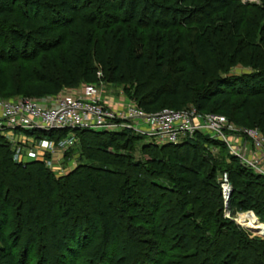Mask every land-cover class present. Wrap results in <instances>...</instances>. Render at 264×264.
<instances>
[{
  "label": "trees",
  "instance_id": "trees-1",
  "mask_svg": "<svg viewBox=\"0 0 264 264\" xmlns=\"http://www.w3.org/2000/svg\"><path fill=\"white\" fill-rule=\"evenodd\" d=\"M180 1H193L194 15L195 11H204L196 6L214 0ZM217 1L220 23L215 12L200 18L190 16V38L170 45L161 33L164 26L150 21L139 26L138 21L134 22L145 9L143 0H1L0 35L8 23L28 32H13L21 42L13 39L8 47L0 39V60L3 56L4 61H22L13 82L9 83L0 70V96L40 99L58 95L82 81L91 83L109 77L114 84L123 85L147 112L165 107L181 109L192 101L200 111H221L228 118L234 115L240 122L259 127L264 135V37L255 42L261 29L247 17L246 4L240 0ZM234 7L243 15H231ZM133 23L143 34L151 27L157 32L139 44ZM243 24L244 36H239ZM64 28L72 30L71 39L63 38ZM50 37L56 42L49 43ZM245 38H251L249 57L241 48ZM215 51L220 57L213 70L209 54ZM34 59L37 61L32 62ZM202 62L205 65L201 71ZM238 63L258 71H230L229 67ZM188 67L201 71L203 79L193 94L184 95L179 91L181 84L175 83V75ZM133 76L143 84L126 87ZM26 133L47 138L54 134L59 141L69 130ZM73 135L81 156L96 165L80 164L62 177L56 176L46 160L19 161L10 142L0 137V264H47L50 239L57 256L67 260L61 264H125L121 256L125 244L129 245L131 258L126 264H205L207 258L212 264H218L220 258L224 259L221 264H244L246 249L254 244L264 246V239L249 240L245 230L223 217L220 191L214 193L217 200L210 199L206 193L209 183L196 174L204 158L197 149L194 154L186 149L223 146L220 141L202 134L177 143L144 141V162L134 161L122 152L131 138H141L129 131L78 129ZM119 137L128 139L115 147ZM150 149L157 153L183 149L172 157V174L166 175L163 160L147 154ZM96 151L108 160L99 159ZM231 159L232 164L226 168L233 187L229 205L235 210L251 209L264 220V176L242 165L235 156ZM192 163L197 168L189 180ZM141 169L155 173L151 181L141 178ZM213 180L211 185L218 187L219 181L215 182V177ZM28 196L40 202L28 201L23 210L20 206ZM89 196L93 200H88ZM204 212L214 215L202 226L198 220L207 218ZM28 222L33 235L29 244L20 245ZM96 236L99 245L91 251L88 246ZM80 258L87 260L77 262Z\"/></svg>",
  "mask_w": 264,
  "mask_h": 264
},
{
  "label": "rangeland",
  "instance_id": "rangeland-1",
  "mask_svg": "<svg viewBox=\"0 0 264 264\" xmlns=\"http://www.w3.org/2000/svg\"><path fill=\"white\" fill-rule=\"evenodd\" d=\"M1 1V0H0ZM98 0H96L97 2ZM241 2H243L244 4L247 5V12L246 15L247 17L254 23H256L259 26V29H261V31H259L257 33V37L255 42L259 41L261 39V37H264V0H240ZM217 0L214 1H210L208 2V4L206 3H202L199 8L196 6L197 10H201L203 11V13L201 12H197L195 11V14L193 15V1H187V2H181L180 0H143V3L145 5V9L142 11V14H140V16H136L135 17V21H138L140 25L146 24L147 22H155L156 24H160L162 26L165 27L164 30L161 31V33H165L167 40L169 41L170 45H177L179 44V42L181 41H186L187 39L190 38V33L193 32V21L189 20L190 18H193V16H198V18H200L201 15L203 14H208L209 12H215L217 13V10L219 9V5L217 3ZM226 2V0L221 1ZM157 5V6H156ZM98 7H100V4L97 5ZM103 6V5H102ZM205 6H207L205 8ZM104 8V6L102 7ZM205 8V9H204ZM101 11H99L100 13ZM232 12L235 13V16H241L243 15V12L237 8L234 7L231 10V15L233 14ZM186 17H188L187 19H185ZM233 17V16H230ZM182 19L184 20V23H186L187 25H185L184 23H182ZM215 19L218 23H220L221 18L219 16V14L217 13L215 15ZM106 21V20H105ZM2 22V21H0ZM135 27L134 29H137V35L139 36V44H143L149 34L151 33H155L157 32V28H149L148 32L143 34L141 32V29L138 25H136L135 23H133ZM10 26V27H9ZM5 33H2L0 35V39L3 41L4 46H9L10 43L13 42V39L16 40H20L19 42H21V37H19V35L17 34H13V32L15 31H23L24 34L28 32V30H21L20 28H15L14 26H11L10 23H8V25L3 26ZM8 29H10V33L8 32ZM133 29V30H134ZM240 32L241 34L239 36H244V24L241 25L240 28ZM110 30V29H108ZM253 30V29H252ZM64 31V37L66 38L68 36V40L69 38H72V30L70 29H63ZM231 33V31H229ZM228 34V33H227ZM60 36H62L60 34ZM223 37V36H222ZM20 38V39H19ZM58 40V39H57ZM213 40H215V38H213ZM218 40H221V38H219ZM244 43L243 46L241 48H243V51H245L246 56L249 57L252 55V48H251V38H245L244 39ZM45 41V40H42ZM49 43L51 42H56V40L54 38H49L48 39ZM264 41V38L263 40ZM3 57V56H2ZM1 57L0 60V70H2L4 77L6 78V80L10 83L13 82L19 74V64L20 62H22L20 59L14 60V61H4ZM209 57H211L212 61V69L215 70L216 69V64L218 61V57H220V54L217 53V51H215V54H209ZM36 58H39L36 57ZM33 61H37V59L32 60ZM216 61V63H215ZM28 62H26L27 64ZM205 63L202 62L200 70L202 71L204 68ZM230 71L232 72H257L258 70H254L252 69V67L238 63L236 66H231L229 67ZM201 71H197L193 68H184L182 70V72H177V74L175 75L176 81L175 83L181 84L179 85V91L182 92V94L187 95V94H193V89L197 86V84L200 83V81L203 79V75L201 73ZM211 71V70H210ZM213 72V71H211ZM217 73H222V72H218ZM138 77H131V80H129V82H126V87H129V84L133 83L135 86L138 84H141L139 82H142L143 84V80H138ZM90 82H80L79 84H77L74 87L71 88H64L58 95H54V96H44L41 97L40 100H38L39 103L43 104V105H54L55 101L62 96H66V95H71V96H78L83 88L89 84ZM93 84L96 85V87L99 89V93L101 96V102L103 104H105L107 107H111L114 109H121L124 108L126 105L131 104L134 106H138V103L136 102L137 100L132 99L130 94H127L125 91V88L123 85H116L113 82L110 81L109 77H99L95 82H91ZM141 86V85H140ZM131 95H133V89L131 90ZM235 96V95H234ZM21 95H15L12 98H8L11 100H15V99H19L21 98ZM5 98V97H4ZM184 108H192L195 109L197 115L199 116V118H206L209 115H213V114H223L221 111H200L196 108V106H194L192 104V101L183 104L181 109ZM157 110H152L149 111L148 113H153L156 112ZM224 115V114H223ZM228 118V117H227ZM231 118V119H230ZM229 119V129H225L227 130L226 132H229L231 135V140L233 143H235L238 146H245V149H247V154H259L260 151L256 150L253 146H250L251 143L250 141H248V139L246 138V135L244 134V130L245 129H249V128H256L261 134V130L259 129V127H254L251 125H247L244 122H240L239 120H237V117H235L234 115L231 116ZM133 135H136L135 133L131 132ZM69 134H71V130L69 131ZM68 134V135H69ZM41 135V134H40ZM38 133L36 134H31L32 137H35L36 141H48V143L50 144L51 142H56L58 143V140H56V135H48L49 138H47L46 136L44 137L43 135L40 136ZM263 135V134H262ZM39 136V137H38ZM136 136H140V135H136ZM196 136V135H195ZM264 136V135H263ZM139 139H130L128 146L126 147V149H120V151L122 152H126L125 154H127V156L129 158H131L134 161H144L145 155L142 153V146H143V142H151L149 139H147L145 136ZM194 137V136H193ZM192 138V137H191ZM39 139V140H38ZM128 139V138H127ZM127 139H123V138H118L116 139V141L114 142V146H120V144H124L126 142ZM185 139H189V138H185ZM183 139V140H185ZM207 140H209L207 138ZM51 141V142H49ZM77 141V140H76ZM182 141V140H181ZM180 142V141H179ZM219 142V141H218ZM207 143V142H205ZM206 146V145H205ZM235 146V145H234ZM114 148V147H113ZM119 149V148H118ZM184 149V148H183ZM183 149H181L180 151L175 152L174 150H166L163 152H155V150H149L150 152L147 153L148 155H153V156H158V158H160V160H163L164 165L167 168V174H172V170L171 167L173 165V161H172V157L176 154H181ZM191 154L193 153V150H198L199 154L201 155V158H204V164L200 167V171L197 174V176L208 182L209 186L206 189V193L207 196L211 199H215L217 200V198L215 197L214 193H216V190L220 191V195H221V210H222V215L223 217H225L227 220L234 222L235 225L239 226L240 228H242L243 230H245L247 233V236L249 238V240H253V239H264V229H258V230H251L250 228L245 227L244 225L241 224L239 217L240 215H242L245 212L248 211H252L254 214L255 212L251 209L248 210H240L238 209H232L231 206L229 205V201L231 199L232 196V190L233 187L231 186V184L229 185L228 189L226 191H224V189L222 188L221 182L223 180V176L224 174L227 172L226 168L227 166H229L230 164H232V153H230L229 151V147L227 145H225L223 143V146L221 145H215L213 146L212 144L208 145L206 148L204 147H200L197 146L196 148H186ZM95 152V151H94ZM97 152V151H96ZM22 153L23 154H28V147L23 146L22 147ZM22 154V157L20 158L23 162L25 161H30L32 159L28 158L25 159V155ZM50 154L47 153V156L45 155L43 157V161H47L48 166L50 167ZM97 157L101 160H108V157H105L104 153H96ZM234 156V155H233ZM80 154V149L78 147L77 142L72 146L71 150H70V154L68 156H65L63 158H60L58 160V162L51 166L50 169L52 171L55 172L56 176L62 177L64 174H68L69 172H71L75 167H77L80 164H92V165H96V162H91V160L87 157H83ZM48 158V159H46ZM210 160V162L207 161V159ZM237 158V157H236ZM19 159V158H18ZM238 159V158H237ZM239 160V159H238ZM42 161V160H41ZM145 162V161H144ZM99 164V163H97ZM168 165V166H167ZM191 167H193V175L192 173L188 176V179L190 180V178L192 176H194L195 172L194 170L197 168L195 166V164H190ZM166 171V170H165ZM192 172V171H191ZM155 173L151 172V170L149 169V171H145V170H140V175L141 178L146 180H150L151 178H153ZM227 174V173H226ZM213 177H215V182L219 181V186L217 187L215 184L211 185V182L214 183ZM12 181V180H11ZM5 182H8V178H6ZM9 186V185H8ZM139 190H143V188L141 187V189L139 188ZM147 193V192H146ZM157 193V192H156ZM143 195H145V197L147 196L146 194L143 193ZM34 200V201H32ZM88 200H93L91 198V196H89ZM29 201V202H28ZM35 202L36 204H38L40 201L36 200V197H32V196H28L26 199V202L23 203V205H21L20 207L23 208V210H25L26 204L31 202ZM28 202V203H27ZM144 202V200L142 201ZM204 214H208L207 218L205 217H201L198 221L199 223L203 226L205 224L206 220H212L211 217L214 215L212 213H205ZM256 216V214H255ZM258 221L264 225V220L260 219L258 216H256ZM137 220H134L133 222L136 223ZM204 222V223H203ZM207 222V221H206ZM205 226V225H204ZM10 226L7 228L6 232L8 231V229L10 230ZM14 230V228H13ZM33 235V229L30 226V222L26 223L25 225V229L22 232V237L19 241L20 245H23L24 243L29 244L30 243V238ZM49 244H48V250L50 252V257L48 258V263L47 264H61L65 260L64 257L61 256H57V254L55 253V251L52 249L51 247V239L48 240ZM99 243H98V236H96L94 238V242L91 243L88 248H90L91 251H94L95 249H97ZM119 246L121 248H123L122 244L119 241ZM141 246V244H140ZM256 247V248H255ZM129 245L125 244L123 250L121 251V256H122V263H127V261H129V259L131 260V258L129 257L128 254V250H129ZM47 251V248L46 250ZM148 252V251H147ZM152 250L149 251V253H151ZM108 256V255H107ZM127 256V257H126ZM150 256V255H149ZM147 255V257H149ZM210 256V254H209ZM145 257V256H143ZM221 259V258H220ZM218 264H221V262H224L223 260H220ZM241 259V258H240ZM81 260H87L86 258L84 259H79L77 262H80ZM227 260V259H225ZM230 260V259H229ZM244 264H264V246H260L258 244H254V246H250L249 249H246L245 253H244ZM34 262V260H33ZM152 262V261H151ZM217 264V262H215ZM151 264H155V263H151ZM205 264H212L211 260L209 258H207V263Z\"/></svg>",
  "mask_w": 264,
  "mask_h": 264
},
{
  "label": "built area",
  "instance_id": "built-area-1",
  "mask_svg": "<svg viewBox=\"0 0 264 264\" xmlns=\"http://www.w3.org/2000/svg\"><path fill=\"white\" fill-rule=\"evenodd\" d=\"M100 75V72H98ZM40 99L21 97L11 100L0 96V137L4 138L17 152L22 161V147H28L26 158L43 160L50 154V167L60 158L67 156L76 143L73 131L78 129L100 130L106 132L129 131L145 136L156 144L177 143L196 134L208 136L229 147L230 153L239 162L264 176V136L256 129L244 130V134L259 154H247L245 146H238L231 140L229 119L223 114H213L199 118L195 109L162 108L148 113L139 106L131 104L121 109L107 107L101 102L99 89L95 84H87L78 96L59 97L54 105H43ZM53 130H71V134L53 142L46 149L37 148L36 139L26 131L51 132ZM235 145V146H234ZM52 168V167H51ZM226 191L230 185L225 173L221 182Z\"/></svg>",
  "mask_w": 264,
  "mask_h": 264
},
{
  "label": "bare ground",
  "instance_id": "bare-ground-1",
  "mask_svg": "<svg viewBox=\"0 0 264 264\" xmlns=\"http://www.w3.org/2000/svg\"><path fill=\"white\" fill-rule=\"evenodd\" d=\"M239 220L242 225L251 230L264 229V225L261 224L255 214L252 211H248L240 215Z\"/></svg>",
  "mask_w": 264,
  "mask_h": 264
},
{
  "label": "crops",
  "instance_id": "crops-1",
  "mask_svg": "<svg viewBox=\"0 0 264 264\" xmlns=\"http://www.w3.org/2000/svg\"><path fill=\"white\" fill-rule=\"evenodd\" d=\"M39 140V139H38ZM49 142H51V141H49ZM35 143H36V145L35 146H37V148H39V149H46V148H48V147H51V145H52V143L53 142H51L50 144L48 143V141H35ZM27 160H28V158H26Z\"/></svg>",
  "mask_w": 264,
  "mask_h": 264
}]
</instances>
